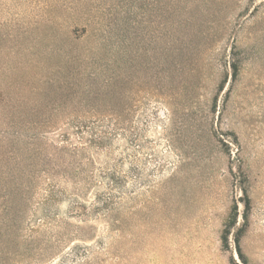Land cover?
Instances as JSON below:
<instances>
[{
	"label": "rangeland",
	"instance_id": "1",
	"mask_svg": "<svg viewBox=\"0 0 264 264\" xmlns=\"http://www.w3.org/2000/svg\"><path fill=\"white\" fill-rule=\"evenodd\" d=\"M0 264H264V0H0Z\"/></svg>",
	"mask_w": 264,
	"mask_h": 264
}]
</instances>
